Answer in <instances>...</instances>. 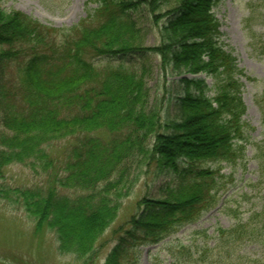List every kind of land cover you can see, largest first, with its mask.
Returning <instances> with one entry per match:
<instances>
[{
    "label": "trees",
    "instance_id": "obj_1",
    "mask_svg": "<svg viewBox=\"0 0 264 264\" xmlns=\"http://www.w3.org/2000/svg\"><path fill=\"white\" fill-rule=\"evenodd\" d=\"M90 1L97 4L93 12L62 29L0 7V175L16 163L35 171L41 166L48 174L45 187L2 188L0 197L23 207L37 232H54L61 253L92 264L100 238L133 188L135 171L168 170L175 185H167L162 198L140 201L144 211L132 217L127 236L104 262L138 264L139 246L161 242L218 204L227 184L221 164L245 157L246 146L239 144L247 141L240 77L253 78L226 49L213 11L221 0ZM140 4L160 34L152 46H144L143 28L134 20ZM260 17L264 0H255L248 20ZM129 54L157 55L165 72L208 74L214 94L208 95L212 89L204 79L183 78L177 117L164 122L160 108H149L146 60L94 63ZM4 64L12 65L10 74ZM66 137L76 139L64 150L61 168L48 147ZM258 148L263 173L264 148ZM239 236L264 242V203L246 222L219 231L221 238Z\"/></svg>",
    "mask_w": 264,
    "mask_h": 264
},
{
    "label": "rangeland",
    "instance_id": "obj_2",
    "mask_svg": "<svg viewBox=\"0 0 264 264\" xmlns=\"http://www.w3.org/2000/svg\"><path fill=\"white\" fill-rule=\"evenodd\" d=\"M253 1L221 0L213 9L221 23L226 49L233 51L238 67L253 78L240 77L244 83L241 95L246 113L242 119L247 124V141H240L239 144L246 146L245 157L236 164H221V174L227 184L219 193L218 204L204 212L196 222L182 226L161 242L139 246L138 264H264V242L249 241L241 236L231 239L219 237L220 230L246 222L253 212L262 209L264 203V172L260 171L257 157L260 155L258 146L264 148V116L261 109L264 105V26L260 24L264 18L248 20L249 4ZM139 6L134 20L143 28V44L155 45L160 42L158 28L153 29L148 10L141 4ZM0 7L7 12L24 11L47 26L62 29L80 23L97 4L90 0H0ZM140 59L148 63L149 108H160L164 122L177 117L176 105L183 94L180 84L183 78L204 79L212 89L208 95L214 94L212 76L165 72L157 55L100 57L94 63L100 67L107 64L131 66L138 65ZM4 66L7 67L5 72L10 74L9 67L12 65ZM2 130L0 112V132ZM72 138L54 141L48 147L49 155L59 161L60 166L62 164L61 168L63 152L73 141ZM211 166L216 168L215 164ZM38 170L19 163L9 165L0 175V189L47 186L48 174L41 166ZM63 173V170L59 172ZM132 180L133 188L121 201L118 218L100 238L92 264H104L120 237L127 236L132 217L144 211V206H139L140 201L146 197L162 198L167 185H175L176 175L157 166L150 169L144 167L135 171ZM61 190L67 194L80 192L69 188ZM0 264H83V260L75 254L61 253L54 232H37L35 222L23 207L0 197Z\"/></svg>",
    "mask_w": 264,
    "mask_h": 264
}]
</instances>
